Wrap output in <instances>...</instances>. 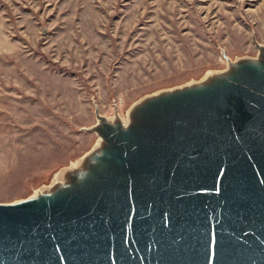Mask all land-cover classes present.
I'll list each match as a JSON object with an SVG mask.
<instances>
[{"label": "water", "instance_id": "95a60500", "mask_svg": "<svg viewBox=\"0 0 264 264\" xmlns=\"http://www.w3.org/2000/svg\"><path fill=\"white\" fill-rule=\"evenodd\" d=\"M146 94L49 184L0 202V264H264V43Z\"/></svg>", "mask_w": 264, "mask_h": 264}, {"label": "rangeland", "instance_id": "374dc122", "mask_svg": "<svg viewBox=\"0 0 264 264\" xmlns=\"http://www.w3.org/2000/svg\"><path fill=\"white\" fill-rule=\"evenodd\" d=\"M264 0H0V202L26 198L96 142L114 104L256 55Z\"/></svg>", "mask_w": 264, "mask_h": 264}]
</instances>
